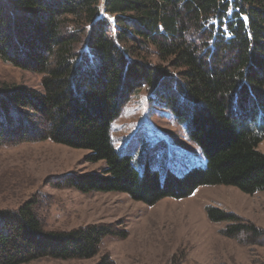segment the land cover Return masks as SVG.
Returning a JSON list of instances; mask_svg holds the SVG:
<instances>
[{
	"label": "trees",
	"instance_id": "16d2710c",
	"mask_svg": "<svg viewBox=\"0 0 264 264\" xmlns=\"http://www.w3.org/2000/svg\"><path fill=\"white\" fill-rule=\"evenodd\" d=\"M0 58L41 74L43 89L0 86V146L87 150L86 161L105 167L71 180L81 193L153 206L206 185L264 192V0H0ZM143 86L186 125L204 166L162 174L116 149L111 126ZM38 204L0 208V264L89 259L107 237H127L108 223L49 230ZM206 212L228 223L225 236L264 241V229L235 213Z\"/></svg>",
	"mask_w": 264,
	"mask_h": 264
},
{
	"label": "rangeland",
	"instance_id": "374dc122",
	"mask_svg": "<svg viewBox=\"0 0 264 264\" xmlns=\"http://www.w3.org/2000/svg\"><path fill=\"white\" fill-rule=\"evenodd\" d=\"M153 61L158 63L154 56ZM42 75L0 58V86L24 85L42 91ZM116 149L131 154L136 166L150 160L162 174H183L204 166L205 158L187 127L143 86L111 126ZM264 152V139L259 144ZM87 150L50 140L0 146V208L16 209L36 198L49 230L108 223L127 237H107L89 259H41L27 264H97L104 255L115 264H264V241L223 234L227 222H212L208 206L233 212L264 229V192L246 194L225 185L201 186L184 199L165 198L150 206L118 192L81 193L77 175L100 172L104 161H86ZM137 162V163H136Z\"/></svg>",
	"mask_w": 264,
	"mask_h": 264
}]
</instances>
